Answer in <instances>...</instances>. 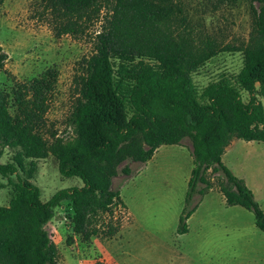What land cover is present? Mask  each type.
<instances>
[{"label": "trees", "instance_id": "16d2710c", "mask_svg": "<svg viewBox=\"0 0 264 264\" xmlns=\"http://www.w3.org/2000/svg\"><path fill=\"white\" fill-rule=\"evenodd\" d=\"M37 9L55 38L84 35L97 21L101 30L93 54L82 58L74 77V143L53 147L45 138L46 114L58 79L55 67L15 82L9 91L0 88V145L20 150L15 165L0 164V176L11 187L8 205L0 206V264H58L57 247L46 230L57 208L70 209L74 234L89 241L96 234L90 230L92 217L121 204L110 187L116 164L125 158L147 163L158 147L180 145L184 139L191 143L194 167L177 233L187 232L186 221L211 189L208 171L222 176L218 186L226 204L252 212L255 226L264 232V212L253 193L221 161L234 139L264 142V109L258 99H264L263 11L256 17L250 44L241 50L240 72L198 90L191 75L217 50L208 41H200L202 48L194 46L180 2L39 0ZM5 60L1 54L0 69ZM242 92L249 95L247 103ZM51 148L60 174L81 179L83 186L59 191L43 202L28 182L32 174L22 181L17 168L23 158H44ZM123 172L128 174L127 169ZM111 223L106 224L108 237L117 232ZM66 243L71 245L72 237Z\"/></svg>", "mask_w": 264, "mask_h": 264}, {"label": "rangeland", "instance_id": "374dc122", "mask_svg": "<svg viewBox=\"0 0 264 264\" xmlns=\"http://www.w3.org/2000/svg\"><path fill=\"white\" fill-rule=\"evenodd\" d=\"M176 1L182 4L194 46L202 48L200 41H208L217 50L191 75L196 89L222 76H236L243 66L241 50L255 34V20L264 12V4L257 0ZM38 2H0V55L6 56L0 69V88L9 91L15 82H25L55 67L58 79L46 114L45 138L47 145L62 147L77 140L72 114L77 97L74 77L82 58L93 54L101 22L90 25L84 35L55 38L39 16ZM225 47L234 51L227 52ZM241 99L247 103L248 93L242 92ZM258 99L264 109V99ZM50 133L52 137H48ZM190 148L189 139H184L180 145L163 146L151 162L125 158L116 164L110 187L121 204L92 217L90 230L95 229L96 234L89 241L74 234L70 209L57 208L46 230L57 247L58 264H264V232L255 226L252 212L226 204L218 186L224 180L211 171L207 172L211 189L186 221L187 232L177 233L194 167ZM19 151L0 145V164L15 165ZM221 161L244 181L264 212V142L234 139ZM20 168L18 178L25 181L32 174L28 182L38 189L43 202L59 191L83 186L81 179L60 174L53 148L44 158H23ZM17 176L10 179L16 181ZM228 190H233L232 186ZM10 197L8 180L0 176V206H7ZM109 222L117 226L111 237L107 236ZM67 237H72L71 245L66 243Z\"/></svg>", "mask_w": 264, "mask_h": 264}, {"label": "crops", "instance_id": "0c3cea01", "mask_svg": "<svg viewBox=\"0 0 264 264\" xmlns=\"http://www.w3.org/2000/svg\"><path fill=\"white\" fill-rule=\"evenodd\" d=\"M249 142H253V141H249ZM163 146H168V145H162V146L158 147L157 150L154 152L152 158H151L148 162H151V161L156 157V155L161 151V148H162ZM230 146H231V143L229 144V146H228L226 149H228ZM226 149H225V151H226ZM224 153H225V152H224ZM223 155H224V154H223ZM223 155H222V156H223ZM221 159H222V157H221ZM148 162H147V163H148ZM222 196H223V195H222ZM224 199H225V198H224Z\"/></svg>", "mask_w": 264, "mask_h": 264}]
</instances>
